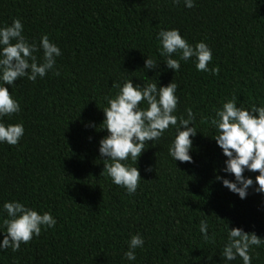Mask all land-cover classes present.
<instances>
[{
	"label": "trees",
	"instance_id": "16d2710c",
	"mask_svg": "<svg viewBox=\"0 0 264 264\" xmlns=\"http://www.w3.org/2000/svg\"><path fill=\"white\" fill-rule=\"evenodd\" d=\"M194 3L189 9L183 0H0V26L19 18L29 42L39 45L47 34L61 49L59 76L49 72L9 86L21 111L3 122L23 123L25 133L16 146L0 144V206L17 200L50 212L57 223L18 251H0V264H224L219 254L227 224L264 238V195L249 189L241 200L215 180L232 177L220 171L226 157L209 122L232 97L245 108L264 106V0ZM173 28L190 44L203 41L211 48L208 67L215 73L196 71L191 59L176 73L166 68L156 35ZM35 55L39 62L42 51ZM145 56L160 67L145 70ZM125 79L134 86H166L174 79L175 115L192 108L198 131L191 138V163L168 156L171 127L146 143L132 195L102 174L98 152L107 135L101 126L104 98L115 95L113 80ZM258 174L244 173L253 179ZM201 220L212 240L201 238ZM137 233L145 244L129 262L123 254ZM250 255L251 264H264V245Z\"/></svg>",
	"mask_w": 264,
	"mask_h": 264
},
{
	"label": "clouds",
	"instance_id": "9594fccd",
	"mask_svg": "<svg viewBox=\"0 0 264 264\" xmlns=\"http://www.w3.org/2000/svg\"><path fill=\"white\" fill-rule=\"evenodd\" d=\"M173 3L179 4L180 0H173ZM183 4L189 9L195 7L194 0H183ZM23 32L24 26L19 18L13 19L10 25L0 26V144L10 146L19 143L25 129L23 123L3 122L4 118H11L21 111L19 101L9 93V86L15 87V82L25 77L35 82L49 72L60 75L56 69V58L61 56V49L57 44L51 42L47 34H42L37 45L34 41L29 42ZM156 39L163 64L174 73L180 70L182 61L190 59L198 72L217 71L208 67L213 57L211 48L205 42L192 45L175 28L161 29ZM38 51H42L39 62L35 55ZM160 65L151 56L144 60L145 70L154 71ZM173 81L166 86L144 81L143 86H134L133 79L113 80L112 88L117 91L114 96L104 98L106 107L102 110L104 120L101 126L107 135L99 140L98 148L100 157L104 158L102 174H106L114 185L125 189L128 195L136 192L141 180L137 162L146 143L158 141L170 127L174 129V137L168 146V156L174 162H192L191 138L198 132L196 117L190 107L184 110V114L175 115L179 97ZM209 122L214 129L211 137L226 157L220 171L232 177L227 179L216 175L215 180L241 200L248 196L249 189L264 195V106L245 108L242 103L238 106L236 98L232 97L214 109V116L209 117ZM245 172L259 174L253 179L245 176ZM0 215L6 217L2 221L4 230L0 231L4 234L0 251L9 248L13 252L18 251L21 244L38 237L42 228L51 229L57 223L50 212H37L17 200L5 201L0 206ZM199 232L205 242L213 239L209 236L205 220L200 221ZM226 232L227 237L219 254L224 264H230L237 258L242 264H251L253 257L250 249L264 245V238L242 228H229L228 224ZM144 244L145 240L139 233L131 235L123 258L135 262L136 249L142 250Z\"/></svg>",
	"mask_w": 264,
	"mask_h": 264
}]
</instances>
